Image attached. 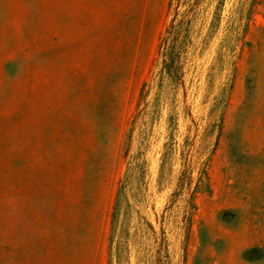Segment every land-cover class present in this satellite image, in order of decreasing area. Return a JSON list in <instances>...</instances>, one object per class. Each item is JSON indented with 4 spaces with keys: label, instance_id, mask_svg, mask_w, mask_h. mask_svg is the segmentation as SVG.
Segmentation results:
<instances>
[{
    "label": "rangeland",
    "instance_id": "rangeland-1",
    "mask_svg": "<svg viewBox=\"0 0 264 264\" xmlns=\"http://www.w3.org/2000/svg\"><path fill=\"white\" fill-rule=\"evenodd\" d=\"M112 260L264 264V0H0V264Z\"/></svg>",
    "mask_w": 264,
    "mask_h": 264
},
{
    "label": "trees",
    "instance_id": "trees-1",
    "mask_svg": "<svg viewBox=\"0 0 264 264\" xmlns=\"http://www.w3.org/2000/svg\"><path fill=\"white\" fill-rule=\"evenodd\" d=\"M123 194L124 193L122 188V192L118 194L117 205L115 207V213L113 215L114 219H113V230H112V238H111V251L114 260L115 258H117V260L115 261L117 263L120 261L121 251H122V261H123V256L126 250L125 245L123 244L124 243L123 238H122V247L119 241H117L119 235V222L121 221V212L119 211V206L122 203V208H123L124 200L126 199ZM122 232H123V225H122ZM115 262H113L112 260L110 264H115Z\"/></svg>",
    "mask_w": 264,
    "mask_h": 264
}]
</instances>
